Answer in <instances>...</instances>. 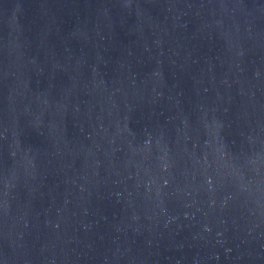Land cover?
<instances>
[{
    "label": "water",
    "instance_id": "95a60500",
    "mask_svg": "<svg viewBox=\"0 0 264 264\" xmlns=\"http://www.w3.org/2000/svg\"><path fill=\"white\" fill-rule=\"evenodd\" d=\"M0 264H264V0H0Z\"/></svg>",
    "mask_w": 264,
    "mask_h": 264
}]
</instances>
